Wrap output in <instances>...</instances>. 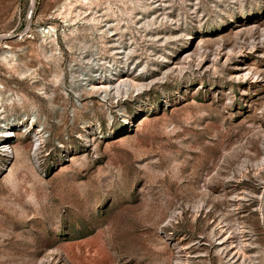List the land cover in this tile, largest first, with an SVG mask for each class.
Instances as JSON below:
<instances>
[{
	"label": "rangeland",
	"instance_id": "374dc122",
	"mask_svg": "<svg viewBox=\"0 0 264 264\" xmlns=\"http://www.w3.org/2000/svg\"><path fill=\"white\" fill-rule=\"evenodd\" d=\"M0 264H264V0H0Z\"/></svg>",
	"mask_w": 264,
	"mask_h": 264
},
{
	"label": "bare ground",
	"instance_id": "6f19581e",
	"mask_svg": "<svg viewBox=\"0 0 264 264\" xmlns=\"http://www.w3.org/2000/svg\"><path fill=\"white\" fill-rule=\"evenodd\" d=\"M5 133H6V136L9 137V133H10L9 130H6Z\"/></svg>",
	"mask_w": 264,
	"mask_h": 264
}]
</instances>
